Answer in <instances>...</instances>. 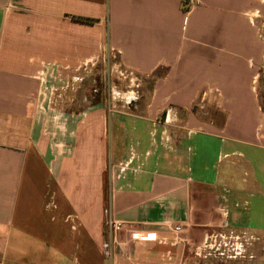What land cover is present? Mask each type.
<instances>
[{
    "label": "crops",
    "instance_id": "crops-1",
    "mask_svg": "<svg viewBox=\"0 0 264 264\" xmlns=\"http://www.w3.org/2000/svg\"><path fill=\"white\" fill-rule=\"evenodd\" d=\"M106 52L144 112L56 102ZM263 80L264 0H0V264H264Z\"/></svg>",
    "mask_w": 264,
    "mask_h": 264
},
{
    "label": "rangeland",
    "instance_id": "rangeland-1",
    "mask_svg": "<svg viewBox=\"0 0 264 264\" xmlns=\"http://www.w3.org/2000/svg\"><path fill=\"white\" fill-rule=\"evenodd\" d=\"M73 81L69 89L59 88L55 94L56 102L68 104L71 110L105 102L111 107L115 105L114 109L121 114L141 113L149 99L150 80L145 81L142 76L127 69L113 52H106L103 59L89 70L86 78ZM261 98L264 101L262 93ZM135 103L138 105L135 106ZM160 117L162 118V114Z\"/></svg>",
    "mask_w": 264,
    "mask_h": 264
},
{
    "label": "built area",
    "instance_id": "built-area-1",
    "mask_svg": "<svg viewBox=\"0 0 264 264\" xmlns=\"http://www.w3.org/2000/svg\"><path fill=\"white\" fill-rule=\"evenodd\" d=\"M106 224L108 226L111 238L104 243L105 253L112 255V251L119 244V233L125 229V222L114 218L109 208L106 210ZM176 231H181L182 227L177 225ZM134 236V235H133ZM142 235H135V238H140ZM248 240L241 234L230 233H213L204 242L202 250L206 256H216L220 258L237 259L247 257Z\"/></svg>",
    "mask_w": 264,
    "mask_h": 264
}]
</instances>
